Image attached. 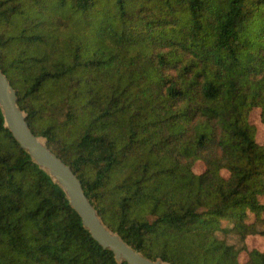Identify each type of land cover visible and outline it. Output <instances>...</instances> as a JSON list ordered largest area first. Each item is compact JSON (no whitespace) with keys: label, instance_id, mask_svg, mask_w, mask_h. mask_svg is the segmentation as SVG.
I'll return each mask as SVG.
<instances>
[{"label":"trees","instance_id":"obj_1","mask_svg":"<svg viewBox=\"0 0 264 264\" xmlns=\"http://www.w3.org/2000/svg\"><path fill=\"white\" fill-rule=\"evenodd\" d=\"M0 68L32 132L132 248L170 264H264L258 249L238 260L247 235L264 236V143L248 120L259 107L264 125V0H0ZM0 264H127L1 111Z\"/></svg>","mask_w":264,"mask_h":264},{"label":"water","instance_id":"obj_2","mask_svg":"<svg viewBox=\"0 0 264 264\" xmlns=\"http://www.w3.org/2000/svg\"><path fill=\"white\" fill-rule=\"evenodd\" d=\"M0 111L6 127L25 150L31 161L45 171L65 193L69 205L81 218L83 227L103 249L111 250L118 263L170 264L161 258L150 259L111 230L100 218L98 211L86 196L80 179L71 167L63 162L47 146L46 139L35 135L27 122V114L18 104L16 90L0 68Z\"/></svg>","mask_w":264,"mask_h":264},{"label":"rangeland","instance_id":"obj_3","mask_svg":"<svg viewBox=\"0 0 264 264\" xmlns=\"http://www.w3.org/2000/svg\"><path fill=\"white\" fill-rule=\"evenodd\" d=\"M65 12H67V11H56L55 14L53 13V17L59 18L60 21H62V20L66 21L67 20V18H66L67 13H65ZM87 19L89 20L90 23H89V26L87 28L83 29V31L87 34L86 35L87 38L90 41H93L94 40L93 35L95 34V32L91 29H93L95 27L97 21L95 20L93 15L92 16L88 15ZM57 23H59V22H57ZM102 43L109 45L110 41L104 37L102 39ZM260 113H261V110L259 107L252 108L249 112L248 120L255 127V139H256L257 143L262 144V143H264V125L261 122ZM192 169L197 174L203 172L205 169L204 161L201 159L195 160L193 163ZM220 172H221L222 176H224V177L228 176L227 170L221 169ZM260 200L262 202H264V196H260ZM252 220H253V215L248 214V216L246 218V222H252ZM222 225L224 227H228V228L231 227V224L225 220L222 221ZM219 234L221 237L227 238L229 243H232V244L236 245L237 247H239L242 244V242H240V240L238 239V236L233 232L228 233V234H224L223 232H220ZM244 245H245L244 247L246 249L242 250L238 255V260L241 263H245L247 261L248 252L250 250L258 249L260 251H264V236L259 235V234L247 235L245 240H244Z\"/></svg>","mask_w":264,"mask_h":264}]
</instances>
